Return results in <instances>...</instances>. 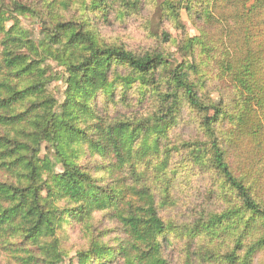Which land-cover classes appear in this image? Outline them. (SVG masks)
I'll return each instance as SVG.
<instances>
[{
    "label": "trees",
    "instance_id": "16d2710c",
    "mask_svg": "<svg viewBox=\"0 0 264 264\" xmlns=\"http://www.w3.org/2000/svg\"><path fill=\"white\" fill-rule=\"evenodd\" d=\"M146 1L0 0V261L63 263L58 231L73 222L88 238L80 264H170L171 238L181 264H264V0H162L157 40L179 59L103 36L101 22ZM41 11L38 36L13 16ZM48 61L62 70L60 103ZM184 112L187 138L174 131ZM59 141L57 171L39 153ZM185 171L197 182H176ZM186 194L200 202L187 221L161 216ZM99 212L122 233L113 246L90 228Z\"/></svg>",
    "mask_w": 264,
    "mask_h": 264
},
{
    "label": "rangeland",
    "instance_id": "374dc122",
    "mask_svg": "<svg viewBox=\"0 0 264 264\" xmlns=\"http://www.w3.org/2000/svg\"><path fill=\"white\" fill-rule=\"evenodd\" d=\"M20 1L24 3L26 2L31 7V4L35 3L38 0ZM161 1L162 0H147L146 2L141 3V7H143V10L139 15H136L134 17H127L124 19H114L110 17L107 22H101L99 27L101 32L103 33V36L107 40H118L119 42L124 43L131 50L135 51L150 50L156 47H162L170 51V54H172L173 52L175 57L179 59L178 54L175 53L176 47L174 43L170 42V44H162L160 40H157L156 34H159L161 28V20L158 17V6ZM5 2L10 3V0H5ZM33 7L36 8V6ZM80 9L81 5H76V10L79 11ZM13 16L18 18L20 26L27 29L33 36H38V29L44 19L43 13L41 15L42 17H40L39 15L25 17L17 16L13 12ZM181 19L185 24L189 35L197 34L195 28L188 20L184 11L181 12ZM11 23L12 20L8 21L6 23V27ZM165 29H167V31H169L174 38H176L177 34H179L178 31L176 32L168 26H165ZM47 64L49 65L48 75L52 76L51 78H53V76H59L58 79L52 80L48 84L47 90L52 96H54L57 102L60 103L62 101L63 92L65 89L63 79L61 78L62 70L50 61H48ZM211 98L214 102H216L219 99V94L216 91H212ZM116 108L117 111L110 113L112 116H116L118 115V113L122 115L124 114V112H126L121 106H117ZM174 131L176 134H181L183 138H187L189 134L194 133V124L192 123L191 118L186 112L182 114L180 122ZM65 132V128L62 125H56L57 135H63ZM56 150L65 153V145L60 141L57 143L55 142L54 145L44 142L39 154L40 157H43L44 155L48 156L53 163L54 169L59 171L61 168V164L56 160ZM93 159L94 157L89 156L88 153L83 150V153L79 159V163L82 165H91L93 164ZM140 171L143 170L140 169ZM191 176V174L188 175V173L185 171L176 182H197L195 178H191ZM106 180H108L107 177ZM192 192L196 194L197 190L193 189ZM191 195L192 194H186L176 199L175 205L170 207L168 210L160 211L161 216L165 219H174L177 222L187 221L188 216H191L194 211V209L191 208L193 206L195 207V205H200V202H197L195 204V201H190L193 200V197ZM188 202H193L191 203L193 204V206ZM91 225L92 226L90 228L93 231L94 237L99 241L102 240L107 242L108 246H113L117 238L123 237L122 233L119 231V228L116 227L115 222L105 212L95 213L94 218L91 220ZM58 232L60 233L59 237L61 246L65 250H67L63 263L59 264H80V259L78 258L77 252L78 250L83 249L88 245V238L85 235V232L82 230V227H79L76 223L71 222L65 224ZM171 240V243L164 245V254L170 264H181L180 259L182 243L179 240H175L173 238H171ZM258 255L259 254H257L256 258L259 259L261 256ZM14 262L15 260L8 254L4 253L3 256L1 255L0 264H15ZM120 262L121 261L117 260V262L114 261V264H120Z\"/></svg>",
    "mask_w": 264,
    "mask_h": 264
}]
</instances>
